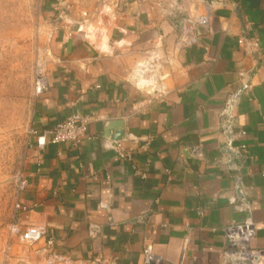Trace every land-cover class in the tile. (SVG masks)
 <instances>
[{
  "label": "crops",
  "instance_id": "crops-1",
  "mask_svg": "<svg viewBox=\"0 0 264 264\" xmlns=\"http://www.w3.org/2000/svg\"><path fill=\"white\" fill-rule=\"evenodd\" d=\"M42 6L52 60L18 224L75 264H145L148 247V264H264V0ZM73 114L94 117L90 139L51 144Z\"/></svg>",
  "mask_w": 264,
  "mask_h": 264
},
{
  "label": "rangeland",
  "instance_id": "rangeland-1",
  "mask_svg": "<svg viewBox=\"0 0 264 264\" xmlns=\"http://www.w3.org/2000/svg\"><path fill=\"white\" fill-rule=\"evenodd\" d=\"M43 1L0 0V264H67L53 260L43 241L24 239L29 227L18 224L15 209L31 146L35 90L52 60Z\"/></svg>",
  "mask_w": 264,
  "mask_h": 264
},
{
  "label": "built area",
  "instance_id": "built-area-1",
  "mask_svg": "<svg viewBox=\"0 0 264 264\" xmlns=\"http://www.w3.org/2000/svg\"><path fill=\"white\" fill-rule=\"evenodd\" d=\"M201 26L207 25V18L202 17L198 21ZM239 44H244L245 40L239 39ZM46 89V80L43 79L37 83L35 95L41 94ZM93 116H84L79 114H73L67 117L60 123L55 124L50 130L46 132V135L50 138V143L54 145L58 144H69L71 146H78L83 140L90 139L88 135V126L93 122ZM222 133H226L224 130ZM36 144L38 147L45 145V134L37 138ZM243 149V148H242ZM240 152L236 151V155L239 156ZM119 157L130 164L131 169L137 172L136 167L132 164V155L130 152H121ZM144 178V175H141ZM45 232L41 228L29 227L26 229L23 235L24 239L28 243H34L37 241H43V246L45 250L51 253L53 260L65 262L67 264L72 263L67 257L61 256L55 252L54 242L52 239H45ZM230 247L233 245L229 243ZM245 254V253H244ZM245 257V255H244ZM183 258V253H182ZM154 260L151 255L150 248H146L144 251V263L148 264L150 261ZM81 264H116L114 260H106L99 256L92 257Z\"/></svg>",
  "mask_w": 264,
  "mask_h": 264
},
{
  "label": "water",
  "instance_id": "water-1",
  "mask_svg": "<svg viewBox=\"0 0 264 264\" xmlns=\"http://www.w3.org/2000/svg\"><path fill=\"white\" fill-rule=\"evenodd\" d=\"M238 261V260H237ZM237 264H249L247 260H244L243 258L237 262Z\"/></svg>",
  "mask_w": 264,
  "mask_h": 264
}]
</instances>
